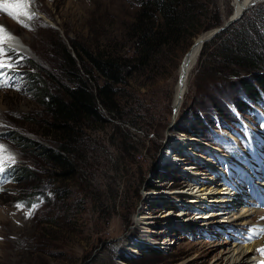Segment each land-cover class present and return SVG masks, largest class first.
Wrapping results in <instances>:
<instances>
[{
  "label": "rangeland",
  "instance_id": "rangeland-1",
  "mask_svg": "<svg viewBox=\"0 0 264 264\" xmlns=\"http://www.w3.org/2000/svg\"><path fill=\"white\" fill-rule=\"evenodd\" d=\"M17 1L22 6L20 10H17L21 7L17 8L15 0L6 1L11 3L6 11L2 10L4 5H0V26L14 32L26 49L22 52L0 43L4 53L0 55V61L12 65L0 70V145L4 146L0 156L4 158L3 167L5 163H22L29 166L32 174L19 181L8 177L0 179V264H225L224 256L231 247H243L249 243V238L245 241L241 238L247 233V228L231 219V214L227 224L220 226L213 222L203 224L210 218L201 215L197 219L195 214L200 206L211 208L214 202L219 205L216 198L221 197V193H215V189L220 181H224L225 173L233 183L231 174L238 178L242 173L241 181H244L245 174L235 158L224 154L218 156L203 146V141L213 144L214 141L209 140L214 138L213 133L220 131L232 135L238 133L243 139L232 137L231 144L226 139L229 137L220 132L222 148L244 161L251 159V166L259 165V154L264 152L263 107L251 104L260 113V117L254 118L229 105L234 110L230 112L232 118L248 126L256 143L252 142L243 126L237 125L239 123H228L229 129L218 126L211 113L210 106L214 100L207 93L210 91L205 89L208 95L203 97L197 93L200 83H197L200 80L197 78L198 57L189 74L177 114L172 119L171 107L180 68L178 63L185 49L184 42L180 41L169 51L171 57L158 54L157 67L133 71L124 84L125 91L119 96L117 92V103L127 114L111 117L99 104L107 119L83 129L78 149L81 155L74 156V167L65 178H56L54 168L40 155L29 147H21L11 138L15 132L38 142L51 143L42 134L44 118H48L39 101L43 95L39 97L36 90L29 88L26 70H36L48 89L56 91L61 81L68 82L62 69L64 60L56 51L59 44L68 46L72 39L91 49L109 45L112 52H131L123 29L138 2ZM230 2L207 0V12L200 15L201 25L211 21L214 15L218 17L217 24L221 23L232 11ZM15 8L17 11L13 13ZM240 18L242 21L246 18L247 22L231 25L237 30L248 29L252 33V43L264 44V0L250 4ZM232 49L236 50L235 47ZM255 50L263 59L261 48ZM29 63L36 64V68L30 69ZM258 70L264 71V64L258 66ZM236 91L228 88V94L234 95ZM194 98L203 99L202 117L208 113L201 125H194L200 131L199 136L173 128L182 122L192 125L185 122L183 116ZM262 99L264 102V91ZM132 115L137 116L132 118ZM169 122L171 125L167 128ZM123 131H126L128 144L136 146L130 148L133 153H126L121 147L119 140ZM179 137L185 140H177ZM190 137L192 142L187 144ZM138 140L142 143L139 144ZM159 143V148L154 151V145ZM167 147L172 150L180 148L182 160L176 164L169 163L165 156ZM202 149L212 153L218 162L216 166L207 158H203L207 163L205 166L190 157L192 151L201 157L205 154L199 152ZM9 155L14 157V162L7 159ZM191 159L198 166L193 170L195 172L190 171L194 163ZM226 164L230 165V170ZM231 164L236 165L233 167ZM214 167L219 172L218 179L208 176L213 175L209 170H214ZM160 173L161 177L156 178ZM184 180H191L188 187L162 195L170 182ZM200 182L205 183V188L197 191L192 185ZM185 191L186 194L183 193ZM195 196L202 199L199 203L203 205L191 202ZM184 210L186 212L180 213ZM163 212L164 215H160ZM263 216L256 223L260 225ZM49 218L51 222H46Z\"/></svg>",
  "mask_w": 264,
  "mask_h": 264
},
{
  "label": "trees",
  "instance_id": "trees-1",
  "mask_svg": "<svg viewBox=\"0 0 264 264\" xmlns=\"http://www.w3.org/2000/svg\"><path fill=\"white\" fill-rule=\"evenodd\" d=\"M206 1L137 0L138 6L123 29L124 36L131 46V52H112L109 45L95 46L91 49L72 39L69 40L68 46L59 44L56 51L60 59L64 60L62 69L67 83L61 81L56 91H50L45 82L40 80L36 70H26L29 88L36 90L39 97L43 95L39 101L48 118H44L45 127L42 134L47 136L51 143L38 142L15 132L11 135L13 141L21 147H29L40 155L54 168L53 174L56 178H65L66 173L74 167V156L81 155L78 149L83 129L97 123L101 124L107 119L100 110L99 104L111 117L127 114V111L117 103L116 96L117 92L119 96L125 91L124 84L127 83L131 73L135 70L139 72L143 68L157 67L158 54L171 57L169 51H172L174 45L180 41L184 42L183 51H185L200 31L218 23V17L214 15L211 21L201 25L200 15L207 12ZM240 21L242 18L234 21L233 24ZM246 22L245 18L241 24ZM251 35L248 29L237 30L230 24L211 37L210 41L203 42L198 53L197 78L201 81L198 80L197 83L201 84L199 83L197 93L202 97L207 96V93L211 94L215 102L210 103L214 121L224 128H228L227 125L231 122L239 123L237 125L242 127L237 118H232L230 112L233 109L229 105L254 118L260 117V113L251 104H260L264 110L262 99L264 71L258 70V66H263L264 58L262 59L255 50L259 47L264 52V44L252 43ZM232 47L236 50L234 51ZM29 64L30 69L36 68V64ZM231 76L234 78L230 79ZM50 78L54 80L51 75ZM228 88L237 91L234 95L228 94ZM205 89L210 92L206 93ZM202 101L203 99L194 98L185 110L184 121L192 125L187 126L182 122L180 126L173 128L193 136L201 135L194 125H201L203 119L208 117V113H204L205 116L202 117L200 111L203 108ZM207 101L211 102L209 99ZM135 116L137 115L131 117ZM114 128L117 129L116 126ZM125 132H121L119 140L121 147L124 152L133 153L132 149L136 146L128 144L125 140ZM248 132L254 140L253 132L251 130ZM213 134L214 138L209 141H214L213 144L218 146L221 143L223 145L221 136ZM235 135L239 140L243 139L240 134L235 133ZM226 139L232 144L230 138ZM138 143L141 144L142 141L138 140ZM154 146L155 151L160 143ZM173 151L181 153L180 148H174ZM191 161L195 165L196 161L193 159ZM3 168L5 176L16 181L32 174L29 166L22 163H5ZM159 177L161 173L156 176ZM46 222H51V219Z\"/></svg>",
  "mask_w": 264,
  "mask_h": 264
},
{
  "label": "bare ground",
  "instance_id": "bare-ground-1",
  "mask_svg": "<svg viewBox=\"0 0 264 264\" xmlns=\"http://www.w3.org/2000/svg\"><path fill=\"white\" fill-rule=\"evenodd\" d=\"M6 1L7 0H0V5H4V7L2 8L3 11L9 10L8 7H10V4H11V3H8ZM15 1H16L17 8H19L18 6L21 7L17 10L22 9V6L19 5V1H17V0H15ZM247 1L248 0H232L233 5L235 6V10L233 12L240 9L244 4L247 3ZM17 10L15 8L13 13H16L15 11H17ZM0 42L4 43V44H6L12 48L17 49L18 51L25 52L24 50H26L24 48L22 41L17 38L16 34L14 32L12 33L11 31L6 30L5 28L2 31H0ZM197 59H198V45L194 46V48L192 50V54L190 55L189 64L186 67V69H188V70L186 72L185 77L181 79V81H182L181 83H183V85H184L183 90H182V97H183V94H184L186 86H187V80L189 78V74L193 70V67L196 65ZM189 66H190V69H189ZM178 67H180V66H178ZM178 70H179V73H178V76H179L182 74V70H181V68H178ZM175 87L176 88H175V93L173 95V99L176 97V93L179 90L178 81H177ZM182 97H181V99H182ZM176 114H177V112H176ZM176 114L174 116H176ZM189 139L186 140V143L190 142V144H191L192 138L190 137ZM177 140L182 141V140H185V138L179 137ZM205 141H203L204 142L203 146L210 148L214 152H217V153L223 152V150L218 145L212 144L208 141L205 142ZM196 155L199 156L198 154H196ZM201 157H199V158H201L202 162L206 158L212 162L211 157L208 154H203ZM203 163L205 164V166H207L206 162H203ZM214 170H215V167H214ZM211 171H213V170H211ZM193 172H195V171H193ZM209 172H210V170H209ZM196 173L200 174L199 171H196ZM208 176L211 178L213 176V178L218 179L219 174L214 173L213 175H208ZM198 179H201V178H198ZM223 180H224L223 182L220 181L219 187H217V189H215V191H216L215 193H217V194L221 193L220 194L221 197L216 198V199H219L218 201H220V202H217V203H219V205L217 206L216 202H214L213 207H211V208H208L209 206H207V205L205 207L200 206L197 208L198 213L195 214V216L200 217L201 215H205L206 217L210 218L208 221H204L203 224L211 223V222L216 223L219 226L224 224V223L227 224L231 215L233 216L231 219H234L236 222H240L241 224L246 223V226L250 232L249 243L244 245L243 247H237V246H235L233 248L231 247L228 250L227 255L224 256L225 264H253L252 260H253V257L256 256L258 246H259V244L262 245L264 242V216H263L264 211L260 210L259 212H256V211H254L255 208L252 206V204L250 205V203H243L244 201L241 198V194L243 193L242 192L243 187L246 186L245 184H243V185L239 184V185L235 186V185H232V183L229 180H226L224 178H223ZM251 181H253V180H249L250 183H253ZM204 184L205 183L200 182L199 184H196V185L194 184L192 186L194 187V189L197 188V191H199V190L201 191L205 188ZM212 188L213 187H211V190H212ZM237 190H239L240 192H237ZM171 191L172 192H178L179 190H172L171 189ZM186 191L183 193L186 194ZM193 198L194 199L191 202H194V204L203 205L202 203H199L200 201H202V199L200 197L195 196ZM211 201H213V200H211ZM194 204H192V205H194ZM202 210H206V211H204L203 214H201ZM184 212H186V211L185 210L180 211V213H184ZM249 214H252V215L249 216ZM160 215H164V212L161 213ZM255 215H256V217H255ZM261 216H263V218H262L261 223L259 225L256 222H258L260 220ZM153 217L154 216L147 217V219L153 218ZM197 219H198V217H197ZM149 222H147V223H149ZM191 222L192 221H190V223ZM259 237H260V240H258ZM246 238H248V237H246ZM255 239L258 241H254Z\"/></svg>",
  "mask_w": 264,
  "mask_h": 264
},
{
  "label": "water",
  "instance_id": "water-1",
  "mask_svg": "<svg viewBox=\"0 0 264 264\" xmlns=\"http://www.w3.org/2000/svg\"><path fill=\"white\" fill-rule=\"evenodd\" d=\"M258 1H262V0H248L246 4H244L240 9H238L237 11L233 12L235 10V6L233 5V2L231 0V6H232V11L231 13L219 24L201 31L199 34H197L198 36H195L192 40V42L190 43V45L188 46V48H186V50L182 53L180 60H179V66L182 70V74L178 76L177 81H178V86H179V90L176 93V97L173 99L172 101V107H171V117L172 119L174 118V115L176 114L177 110H178V106L180 105L181 102V97H182V90H183V83H181V79L185 77L186 72L188 69H186L187 65L189 64V59H190V55L192 54V50L194 48V46L198 45V53L200 51V48L203 44V42H205L206 40L210 39L211 37H213L216 33H218L219 31L223 30L224 28H226L227 26H229L230 24H232L234 21H236L238 18H240L242 12L250 5V4H254L255 2ZM190 68V66H189ZM172 122V120H171ZM171 125V123L169 122L167 128Z\"/></svg>",
  "mask_w": 264,
  "mask_h": 264
},
{
  "label": "snow or ice",
  "instance_id": "snow-or-ice-1",
  "mask_svg": "<svg viewBox=\"0 0 264 264\" xmlns=\"http://www.w3.org/2000/svg\"><path fill=\"white\" fill-rule=\"evenodd\" d=\"M9 15H12V13L11 12H9ZM34 15V14H33ZM32 17L31 16H29V19H31ZM26 26V25H25ZM3 29H2V26H0V31H2ZM4 53H3V49L2 48H0V55H3ZM5 67H8V68H11L12 67V65L11 64H5L3 61H0V70H2V69H4ZM0 86H2V85H0ZM4 151V146L3 145H0V153H2ZM3 157L2 156H0V172H3L4 171V168H3V166H2V163H3ZM7 159L8 160H11L12 162H14V157H12L11 155H9L8 157H7ZM262 251H264V250H262Z\"/></svg>",
  "mask_w": 264,
  "mask_h": 264
}]
</instances>
